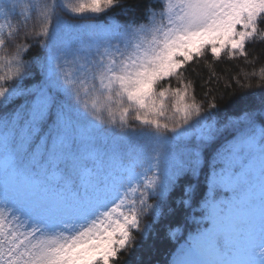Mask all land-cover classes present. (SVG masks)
Listing matches in <instances>:
<instances>
[{
    "label": "snow or ice",
    "instance_id": "snow-or-ice-1",
    "mask_svg": "<svg viewBox=\"0 0 264 264\" xmlns=\"http://www.w3.org/2000/svg\"><path fill=\"white\" fill-rule=\"evenodd\" d=\"M117 2L0 0V109L21 100L0 111V264H116L158 214L150 201L201 173L198 227L171 264H264V99L217 126L207 122L217 104L198 102L180 71L206 51L247 58L264 41V0H159L146 23L107 28L57 15L99 16ZM17 8L25 22L35 13L43 60H24L27 44L8 51ZM33 63L40 83H14ZM193 130L198 143L177 155ZM194 191L188 183L181 203Z\"/></svg>",
    "mask_w": 264,
    "mask_h": 264
},
{
    "label": "trees",
    "instance_id": "trees-1",
    "mask_svg": "<svg viewBox=\"0 0 264 264\" xmlns=\"http://www.w3.org/2000/svg\"><path fill=\"white\" fill-rule=\"evenodd\" d=\"M150 7L159 11L161 4L159 0H118L116 7L99 16H76L59 7L57 15L69 25H99L107 28L113 23L122 25L129 22L146 23L145 12ZM20 11V8H17L11 15L12 22L19 26V32L15 40L9 42L8 51H14L16 44H27L28 50L23 53L22 58L26 61L43 60L46 48L42 45L43 38L35 35L39 30L36 15L32 13L31 19L25 22L19 15ZM3 20L4 18L0 17V22ZM260 28L264 30V21L260 23ZM246 50L247 58L239 54L235 58H230L225 53L219 59H214L210 51H206L203 57L194 58L180 70L185 81L192 82L190 92L195 95L198 102L205 108L209 102L217 104L207 122L215 121L219 126L227 117H235L244 109L259 107L261 100L264 99V79L259 76V70L264 66V41H253L246 46ZM253 72L256 75H252ZM31 73L22 81L14 83H22L26 87L38 85L42 78H38L35 63L31 65ZM164 83L173 88L179 86L177 78H171ZM20 102L21 100L17 99L8 106V109L0 111L11 110ZM132 124L133 127L136 126L134 121ZM195 135L193 130L192 138L180 143L179 148L175 150L177 155L183 152L185 147L191 149L196 146L198 141L194 139ZM139 143L147 154L151 147L149 142L141 140ZM141 162L146 163V156L142 157ZM136 171H141V168L137 167ZM188 183L195 186L191 206L181 203L185 199L184 189ZM204 188L203 173L198 179L190 174L184 175L177 180L163 201L155 198L151 200V203L159 204L158 214L155 216L149 214L142 219V230L134 233V244L120 255L116 264H171L176 251L198 227L196 220L199 219L200 204L203 200L201 189Z\"/></svg>",
    "mask_w": 264,
    "mask_h": 264
}]
</instances>
